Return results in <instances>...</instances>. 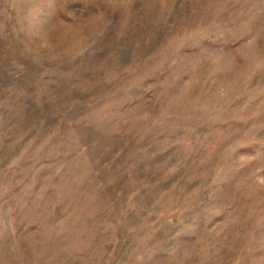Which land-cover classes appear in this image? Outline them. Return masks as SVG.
<instances>
[{"label": "rangeland", "instance_id": "obj_1", "mask_svg": "<svg viewBox=\"0 0 264 264\" xmlns=\"http://www.w3.org/2000/svg\"><path fill=\"white\" fill-rule=\"evenodd\" d=\"M0 264H264V0H0Z\"/></svg>", "mask_w": 264, "mask_h": 264}]
</instances>
